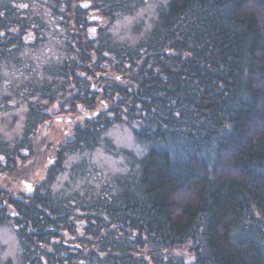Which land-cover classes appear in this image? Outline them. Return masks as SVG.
<instances>
[{"label":"trees","instance_id":"1","mask_svg":"<svg viewBox=\"0 0 264 264\" xmlns=\"http://www.w3.org/2000/svg\"><path fill=\"white\" fill-rule=\"evenodd\" d=\"M152 1L0 0V123L25 107L19 136L0 131V227L18 241L0 264H264V0H166L129 40L91 26ZM51 29L60 58L34 70ZM13 68L27 80H2ZM99 149L121 171L103 178ZM43 154V173L23 167ZM19 169L31 192L7 188Z\"/></svg>","mask_w":264,"mask_h":264},{"label":"rangeland","instance_id":"2","mask_svg":"<svg viewBox=\"0 0 264 264\" xmlns=\"http://www.w3.org/2000/svg\"><path fill=\"white\" fill-rule=\"evenodd\" d=\"M162 2H166V0H155L148 4H146L145 7H143L141 10H139L135 16H127L122 17L110 24L109 20L101 19V20H95L93 22H97V24H91V26H96L98 28H108L113 35H115L120 40H129L133 37H136L135 34L133 35V29L136 24H142V30L141 33L147 30L152 20L154 19L157 9L161 5ZM95 16V14L92 15V18ZM55 26L54 24L51 25V27ZM90 26V27H91ZM55 29V28H54ZM60 29V26H59ZM55 32L54 30H47V40L46 43L43 45L38 46L33 51H27L29 59L33 58V69H36V66H39L38 69L44 68L46 64H49L51 62H56L60 58V51H58L57 47L61 44V40H58V37L53 34ZM59 31L58 33H60ZM135 39V38H134ZM34 56V57H33ZM28 62V58H27ZM28 65V64H27ZM24 72V71H23ZM4 76H7L6 79ZM2 76V80H4L6 83H21L24 80H27V74L22 73L18 68H13L12 72H10L7 75ZM4 77V78H3ZM3 81V85L5 82ZM4 88V87H3ZM15 110L11 113L5 115L7 119L3 118L4 122L0 123V131L5 134L6 138L13 139L16 136H19L23 132L24 128V118H25V107H15ZM59 121L61 122L62 119L60 118ZM67 122H70V118L67 119ZM54 126H52L53 128ZM52 128H48L45 131V134L49 136V140H52V137L55 134H59L58 130H52ZM60 132L66 130L64 128H59ZM109 138L118 146L121 148L126 149H134L136 152L140 149L136 141L134 140L133 134L130 129L124 126H119L111 129L108 133ZM39 140L41 139V135H38L37 137ZM54 138V137H53ZM53 148H55L53 146ZM87 156V155H86ZM92 160L93 164H96L98 167V170L100 171L103 178H106L107 175H111L121 171V163L122 161L120 159H115L114 157L108 155L105 153L103 149H99L95 152H93L89 156ZM48 158L49 154H43V156L40 157L39 160H37L35 157L33 159H29L27 161L28 166H23L26 170L29 168L32 162V168L33 173L35 175L41 174L44 172L42 168H45L48 166ZM73 158L69 162H77L79 160V157H71ZM23 168V169H24ZM19 169V177L12 179L13 181L10 183V185L7 187L10 191H14L15 193H18L19 191L27 192V190L23 189L24 184H33L35 183L34 178L30 177L27 179V175H30V172L27 174L25 170ZM100 173H97L99 175ZM100 176V175H99ZM0 176V182L1 178ZM67 179V174H63L59 177V185H62ZM7 183V178L6 181ZM33 190V189H32ZM17 238L16 235L12 229V227L2 228L0 227V263L2 261H5L8 258L16 259L18 258V251H17Z\"/></svg>","mask_w":264,"mask_h":264},{"label":"water","instance_id":"3","mask_svg":"<svg viewBox=\"0 0 264 264\" xmlns=\"http://www.w3.org/2000/svg\"><path fill=\"white\" fill-rule=\"evenodd\" d=\"M84 6H88V4H84ZM92 20H93V21H95V20H101V18H96V17H95V18H92ZM96 31H97V28H96V27H92V28H91L90 32H91V36H92V37L95 36ZM28 40H29V38H27V41H28ZM23 189L27 190V192H31L32 189H33V186H32L31 184L27 183V184H24V185H23Z\"/></svg>","mask_w":264,"mask_h":264},{"label":"snow or ice","instance_id":"4","mask_svg":"<svg viewBox=\"0 0 264 264\" xmlns=\"http://www.w3.org/2000/svg\"><path fill=\"white\" fill-rule=\"evenodd\" d=\"M24 7H27V5H23Z\"/></svg>","mask_w":264,"mask_h":264}]
</instances>
